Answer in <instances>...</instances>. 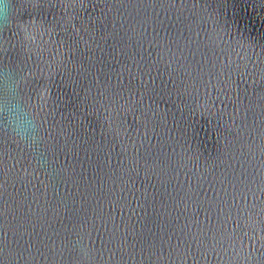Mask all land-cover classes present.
I'll use <instances>...</instances> for the list:
<instances>
[{
	"label": "water",
	"instance_id": "water-1",
	"mask_svg": "<svg viewBox=\"0 0 264 264\" xmlns=\"http://www.w3.org/2000/svg\"><path fill=\"white\" fill-rule=\"evenodd\" d=\"M13 5L0 264H264V0Z\"/></svg>",
	"mask_w": 264,
	"mask_h": 264
},
{
	"label": "clouds",
	"instance_id": "clouds-1",
	"mask_svg": "<svg viewBox=\"0 0 264 264\" xmlns=\"http://www.w3.org/2000/svg\"><path fill=\"white\" fill-rule=\"evenodd\" d=\"M13 7V0H0V27L9 23ZM0 130H7L26 146L40 141L39 122L35 112L24 100L15 96L6 98L4 105L0 106Z\"/></svg>",
	"mask_w": 264,
	"mask_h": 264
}]
</instances>
